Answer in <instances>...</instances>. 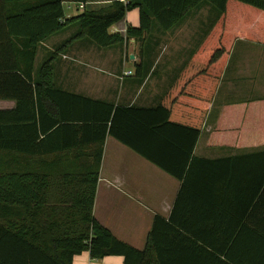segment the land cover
<instances>
[{
  "label": "crops",
  "instance_id": "0c3cea01",
  "mask_svg": "<svg viewBox=\"0 0 264 264\" xmlns=\"http://www.w3.org/2000/svg\"><path fill=\"white\" fill-rule=\"evenodd\" d=\"M114 1L85 5L98 10ZM210 5L200 3L168 30L155 22L143 39L130 37L123 44L100 48L80 38L63 46L69 36L59 38L62 30L39 47L42 61L56 52L54 81L62 89L115 107L157 109L163 104L154 112L158 125L169 114L173 125L155 130L124 113L119 116V131L139 149L107 135L94 204L95 218L118 239L145 251L150 264H264V142L208 144L227 103L264 98V44L235 41L209 103L204 71L183 72L217 16L212 20ZM130 13L110 31L126 36L128 26L138 27L140 11L138 17ZM77 14L66 10L67 17ZM99 59L112 61V67L105 71L94 64V71L102 73L88 74L78 65ZM127 70L133 74L123 77ZM14 106L13 100H0V109ZM225 117L226 127L233 128L241 115ZM200 125L194 143L190 127ZM75 261L124 264L125 258L92 259L85 251Z\"/></svg>",
  "mask_w": 264,
  "mask_h": 264
},
{
  "label": "trees",
  "instance_id": "16d2710c",
  "mask_svg": "<svg viewBox=\"0 0 264 264\" xmlns=\"http://www.w3.org/2000/svg\"><path fill=\"white\" fill-rule=\"evenodd\" d=\"M88 1L0 0V100L15 101L13 108L0 109V264H73L85 251L92 259L122 255L124 264L151 262L145 251L118 239L95 218L94 204L107 135L139 149L119 131V116L124 113L155 130L173 125L167 109L158 125L154 112L163 104L157 109L115 107L62 89L54 81L56 52L36 65L42 41L73 27L63 46L80 38L100 48L123 44L130 37L143 39L155 22L171 29L208 2L217 16L183 73L204 71L209 103L235 41L264 44V0H116L67 17L65 2ZM135 8L140 11L138 27L128 26L126 36L110 31ZM207 109L206 104L204 114ZM229 112L241 115L233 128L224 123ZM190 129L195 143L201 125ZM261 142L264 98L227 103L208 139L209 145Z\"/></svg>",
  "mask_w": 264,
  "mask_h": 264
},
{
  "label": "rangeland",
  "instance_id": "374dc122",
  "mask_svg": "<svg viewBox=\"0 0 264 264\" xmlns=\"http://www.w3.org/2000/svg\"><path fill=\"white\" fill-rule=\"evenodd\" d=\"M65 7H66V10L68 11V12H70V11H72V12H76V9H75V7L73 6L70 10H69V8H67L68 7V4H66L65 5ZM210 7H211V5H210ZM213 7V6H212ZM211 7V8H212ZM213 10H212V12H210V16H211V14H212V20L215 18V16L217 15V11H215V9L214 8H212ZM73 31H74V28L73 27H69L68 29H66L63 33H62V35H60L59 36V38H62V37H68V36H70L72 33H73ZM97 46V45H96ZM42 59H43V56H41V53H39V56H38V59H37V64H39L40 63V61H42ZM99 61H100V63H90V65L91 66H88V65H84V64H79L78 63V65L80 66V68L83 70V71H85V69H86V71H88V74L89 73H91V71H94V68H92L93 67V65L94 64H98L97 66H99V67H101V68H103L105 71H107V69L109 68V67H112V61L110 62V61H107V60H101V59H99ZM94 72H96V73H102V71H94ZM87 76H84V80L86 81L88 78H86ZM87 82V81H86Z\"/></svg>",
  "mask_w": 264,
  "mask_h": 264
},
{
  "label": "built area",
  "instance_id": "2783aa9c",
  "mask_svg": "<svg viewBox=\"0 0 264 264\" xmlns=\"http://www.w3.org/2000/svg\"><path fill=\"white\" fill-rule=\"evenodd\" d=\"M67 4H68L67 8H69V9L72 8L73 6L75 7L76 10H83L86 8L85 3H83V2H68ZM131 74H133V71L127 70L124 72L123 77L129 76ZM89 264H94V263L90 262Z\"/></svg>",
  "mask_w": 264,
  "mask_h": 264
},
{
  "label": "clouds",
  "instance_id": "9594fccd",
  "mask_svg": "<svg viewBox=\"0 0 264 264\" xmlns=\"http://www.w3.org/2000/svg\"><path fill=\"white\" fill-rule=\"evenodd\" d=\"M121 3H127V0H121ZM131 14H135L137 17L139 16V9H133L132 10V13H130L129 15ZM138 26V24L136 25ZM73 264H76V261H75V257L73 258Z\"/></svg>",
  "mask_w": 264,
  "mask_h": 264
}]
</instances>
